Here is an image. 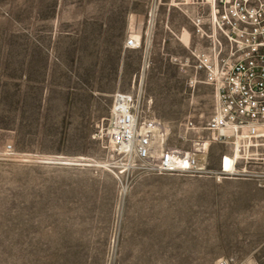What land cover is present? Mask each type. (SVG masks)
<instances>
[{
	"label": "rangeland",
	"instance_id": "obj_1",
	"mask_svg": "<svg viewBox=\"0 0 264 264\" xmlns=\"http://www.w3.org/2000/svg\"><path fill=\"white\" fill-rule=\"evenodd\" d=\"M181 1L0 0V264H264V176L161 174L109 146L119 91L170 145L214 115L184 34L154 33ZM233 153L212 144L209 167Z\"/></svg>",
	"mask_w": 264,
	"mask_h": 264
},
{
	"label": "built area",
	"instance_id": "obj_2",
	"mask_svg": "<svg viewBox=\"0 0 264 264\" xmlns=\"http://www.w3.org/2000/svg\"><path fill=\"white\" fill-rule=\"evenodd\" d=\"M197 6L191 18L196 33L210 41V51L193 49L180 61L193 68L191 85H211L216 95L213 117L202 127L189 119L181 124L189 149L168 144L170 128L162 121L144 117L140 96L116 92L107 134L112 151L124 166L137 163L161 174L219 177L264 176L250 167L264 163V0H183ZM140 40L130 36L128 48ZM178 60V59H176ZM196 136L189 138L190 133ZM230 145L222 170L209 167L212 144ZM217 264H243L221 257Z\"/></svg>",
	"mask_w": 264,
	"mask_h": 264
},
{
	"label": "crops",
	"instance_id": "obj_3",
	"mask_svg": "<svg viewBox=\"0 0 264 264\" xmlns=\"http://www.w3.org/2000/svg\"><path fill=\"white\" fill-rule=\"evenodd\" d=\"M197 11V6L188 1L182 0L179 5L170 3L168 13L161 15V23L154 33H162L164 29L170 33H181L182 35L184 34L186 40L184 45L190 52L193 49L205 52L210 51L209 39L197 34L191 21Z\"/></svg>",
	"mask_w": 264,
	"mask_h": 264
}]
</instances>
